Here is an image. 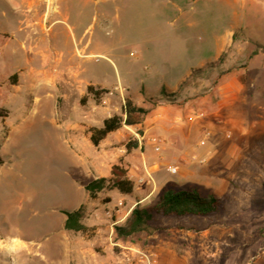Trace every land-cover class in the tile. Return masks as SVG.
Listing matches in <instances>:
<instances>
[{
    "label": "rangeland",
    "instance_id": "1",
    "mask_svg": "<svg viewBox=\"0 0 264 264\" xmlns=\"http://www.w3.org/2000/svg\"><path fill=\"white\" fill-rule=\"evenodd\" d=\"M12 4L0 0V239L37 229L51 206L84 201L86 178L66 132L78 126L92 150L112 153L110 173L114 165L126 178L152 172L130 195L89 199L98 213L121 199L119 226L132 209L153 207L170 182L223 201L204 218L158 217L125 242L155 264H264V0H53L42 9L43 44ZM126 99L149 110L143 123L157 107L188 105L198 137L150 151L143 123L122 124L93 146L91 129L124 118Z\"/></svg>",
    "mask_w": 264,
    "mask_h": 264
},
{
    "label": "crops",
    "instance_id": "2",
    "mask_svg": "<svg viewBox=\"0 0 264 264\" xmlns=\"http://www.w3.org/2000/svg\"><path fill=\"white\" fill-rule=\"evenodd\" d=\"M9 1L11 4L13 3V12L21 15L25 23L29 17L32 19L26 26L30 30L28 35L34 34V41L43 44L44 42L41 41L43 40V35L46 34L45 29L47 26L46 13L42 9L53 0ZM26 13L30 16L27 17ZM24 21H21V23L24 24ZM46 31L49 32V29ZM232 37L233 32L228 33L226 48L231 45ZM24 48L27 49L26 45ZM29 49L31 51L34 50L35 45ZM74 53L76 57L81 54L79 50ZM74 53H69V63L76 64ZM29 56L32 55L29 54ZM34 59L35 57L28 58L26 64L32 66ZM61 59L58 57L54 62L57 65L61 64ZM77 66L79 65L77 64ZM16 67L20 66L16 65ZM24 69L28 68H22V70ZM30 70L28 75L30 78H34L36 75ZM22 74L21 80L24 81L26 76L25 73ZM42 75L45 76L44 74ZM50 101L51 99L45 98L44 105L47 108H49ZM174 110L164 106L157 107V109L152 111L151 117L143 123L144 132L140 139L147 150L151 151L153 148L152 139H160L164 142L163 146L175 148L180 143H189L190 139L195 140L198 137L200 126L194 123L196 116L194 117L190 107L188 105L185 106L182 112ZM66 127L70 143L80 161L82 173L86 178L83 181L84 189L93 180L109 178L111 176L110 167H106V163L113 160L111 158L112 153L109 151L98 153L92 150L90 144L86 143L83 138L82 128L78 126ZM209 127L211 125L207 128ZM209 129L213 134L212 129L214 128ZM112 134H109L95 147L107 144L108 137ZM212 134L209 135L207 133L204 137L207 136V139H209ZM204 137L203 140L205 141ZM129 173L135 174L133 169ZM94 206V203L89 202L88 194L83 202L77 204L69 203L66 206H51L48 208L50 213L47 215L49 221L45 218L37 229H28L26 235L23 236H11L6 240L0 239V264H142L140 263L142 250L128 242L116 239L114 233H112L110 221L102 216L104 210L100 212L101 218L95 219L93 215L98 212H94ZM81 207L83 208L81 224L85 227V231L74 232L66 230L64 212L77 211ZM1 258L5 260L3 261Z\"/></svg>",
    "mask_w": 264,
    "mask_h": 264
},
{
    "label": "trees",
    "instance_id": "3",
    "mask_svg": "<svg viewBox=\"0 0 264 264\" xmlns=\"http://www.w3.org/2000/svg\"><path fill=\"white\" fill-rule=\"evenodd\" d=\"M264 52V46H259ZM257 51H254L256 54ZM164 91V88L161 90ZM93 88H87V94H92ZM97 94V92H94ZM149 113L148 109L134 105L131 100L126 99L122 105L121 116H112L105 119L99 128H92L90 141L97 146L109 134L121 128L122 124L127 126L141 125ZM3 163L0 157V165ZM133 184L126 178V170L120 165L111 168L109 178H98L85 186L89 199L95 200L98 195L105 191H116L127 196L133 192ZM223 210V201L214 195L202 196L197 190H181L174 183L164 185L159 193L155 205L148 209L134 208L130 211L126 223L123 226L114 227L116 239L126 241L147 230L150 223L160 218H182V217H208ZM66 216L65 229L68 231H85L81 224L83 208L77 211L64 212Z\"/></svg>",
    "mask_w": 264,
    "mask_h": 264
},
{
    "label": "built area",
    "instance_id": "4",
    "mask_svg": "<svg viewBox=\"0 0 264 264\" xmlns=\"http://www.w3.org/2000/svg\"><path fill=\"white\" fill-rule=\"evenodd\" d=\"M204 139H207V136L204 137ZM152 144H153V149L156 152H159L161 146H163L164 142L160 139H152ZM204 141V140H203ZM203 141H201V144H203ZM121 153H125V150H121ZM201 163L204 162V160L200 161ZM170 171H174L173 169H171ZM127 179L132 182L133 186L135 189H139L141 187H143L144 185H149L152 182V172L150 171V169L144 167V173L141 175H137V174H131L128 172L127 174ZM123 206V202L120 199L117 204L115 206H113L112 209H106L102 216H104L108 221H110V227L112 229V233H114V227L116 225H118L120 222L123 221V219L126 218V216L121 217L119 219H115V215H119L121 213V208ZM95 219H100L101 218V214L100 213H96L94 214ZM140 263L142 264H155L156 261L155 260H151L149 259V257H147L145 254H140Z\"/></svg>",
    "mask_w": 264,
    "mask_h": 264
},
{
    "label": "bare ground",
    "instance_id": "5",
    "mask_svg": "<svg viewBox=\"0 0 264 264\" xmlns=\"http://www.w3.org/2000/svg\"><path fill=\"white\" fill-rule=\"evenodd\" d=\"M48 1V0H47ZM47 19V18H46Z\"/></svg>",
    "mask_w": 264,
    "mask_h": 264
}]
</instances>
